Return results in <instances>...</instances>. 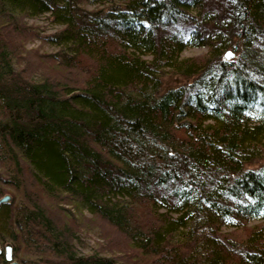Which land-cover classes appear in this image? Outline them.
Instances as JSON below:
<instances>
[{
  "label": "trees",
  "instance_id": "16d2710c",
  "mask_svg": "<svg viewBox=\"0 0 264 264\" xmlns=\"http://www.w3.org/2000/svg\"><path fill=\"white\" fill-rule=\"evenodd\" d=\"M47 14L43 35L28 19ZM167 70L189 82L163 90ZM263 158L264 0H0V199L21 198L0 243L19 264H264ZM84 213L122 249L81 253Z\"/></svg>",
  "mask_w": 264,
  "mask_h": 264
},
{
  "label": "rangeland",
  "instance_id": "374dc122",
  "mask_svg": "<svg viewBox=\"0 0 264 264\" xmlns=\"http://www.w3.org/2000/svg\"><path fill=\"white\" fill-rule=\"evenodd\" d=\"M101 7V6H100ZM100 7H94L91 6L89 9H99ZM29 25H32V28H36L41 31V33L44 35L51 34L55 32L57 29H59L58 26L52 24L49 19V15H44L37 18H30L28 19ZM39 46H42L44 52H51L54 49L51 45H41V42L39 39H36L34 41H31L27 44V47L30 49H36ZM227 51H231L233 55L229 58L231 59L234 55V52L231 49H227L225 51V54ZM208 52L207 48H190L185 53V57H194V58H203L206 57ZM226 59V57H224ZM168 73L163 77V90L170 88V87H176L186 84L188 81V78L179 75L175 72L167 70ZM264 165V158L257 160L255 162H252L247 165L248 168H258L260 166ZM1 173L4 172V168L0 166ZM6 175L5 173H3ZM3 187V186H2ZM6 190L5 196H15L17 198V201L20 202L21 198L20 195L16 194L13 188L9 186H4ZM4 196V197H5ZM2 199V198H1ZM11 199V198H10ZM80 216V215H79ZM88 217V219L86 218ZM83 218L87 220L82 223L84 230L82 231L81 235L79 236V242L77 244L78 250L83 254H90L93 253L96 250H101L102 253L105 252H113L114 253L115 248L114 245L118 244V248L121 244V237L120 235L114 230L113 227H111L107 222H104L102 219H100L97 216L89 215L88 213H84ZM84 219V220H85ZM258 223L263 222H255L250 223L249 225H255ZM122 249V248H119ZM128 249V248H127ZM126 249V250H127ZM124 250V249H123ZM110 254V253H107Z\"/></svg>",
  "mask_w": 264,
  "mask_h": 264
},
{
  "label": "water",
  "instance_id": "95a60500",
  "mask_svg": "<svg viewBox=\"0 0 264 264\" xmlns=\"http://www.w3.org/2000/svg\"><path fill=\"white\" fill-rule=\"evenodd\" d=\"M232 55H233V53L231 51H227L225 54V57L227 59H229ZM10 198L11 197L7 195V196L3 197L2 199H0V205L2 203L8 202L10 200ZM1 255L5 256L6 260L8 261V264H19V262L14 259L13 247L11 244H6L5 246H3L0 243V257H1ZM0 264H1V261H0Z\"/></svg>",
  "mask_w": 264,
  "mask_h": 264
}]
</instances>
